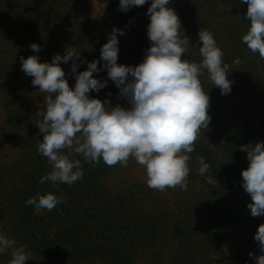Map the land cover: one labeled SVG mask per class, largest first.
<instances>
[{"label":"trees","instance_id":"16d2710c","mask_svg":"<svg viewBox=\"0 0 264 264\" xmlns=\"http://www.w3.org/2000/svg\"><path fill=\"white\" fill-rule=\"evenodd\" d=\"M80 1L0 0V10L9 16L0 22V71H5L9 60L31 55L51 62L68 47L81 51L79 59L61 62L70 86L76 83L73 61L77 72L93 60L102 66L101 48L109 38L83 18ZM101 1L133 34L132 46L119 48L117 62L138 65L151 47L147 35L151 0L126 12L119 9L120 0ZM171 6L181 19V34L185 31L190 39L183 58L201 60L198 33L208 30L223 52V65L233 81L231 92L225 95L207 72L200 76L210 96L211 120L189 154L187 190L148 187L146 170L132 158L127 166H108L103 160L86 162L77 154L71 158L81 161L82 179L72 185L41 184L40 178L51 171L47 158L37 151L43 133L36 122L38 112L45 108L14 107L13 101L22 102L24 94L34 103L45 104L44 94L32 84L33 77L24 80L21 74L11 73L14 87L6 100V135L19 140L22 149L15 162L9 163L3 153L5 145L0 143V228L17 246H26L30 258L25 264H255L261 254L254 237L264 224V215H251V196L242 186L248 162L241 145L264 139V59L242 41L250 26L245 19L248 5L240 0H172ZM21 35L28 39L25 46H18ZM11 43L17 46L9 49ZM32 43L41 46L39 53L33 52ZM93 75L108 83L99 92H90V97L129 106L108 78L107 69ZM197 157H204L209 165L205 175L199 174ZM38 192H53L62 203L52 211L38 212L25 203ZM11 258L9 249L0 254V264H9Z\"/></svg>","mask_w":264,"mask_h":264},{"label":"clouds","instance_id":"9594fccd","mask_svg":"<svg viewBox=\"0 0 264 264\" xmlns=\"http://www.w3.org/2000/svg\"><path fill=\"white\" fill-rule=\"evenodd\" d=\"M148 0H120L119 9L128 11ZM247 4L245 19L250 26L242 41L252 53L264 59V0H240ZM172 0H151L147 15L150 23L147 35L151 47L145 50L143 61L136 66L119 64V36L124 30L113 27L109 39L101 48L100 60L88 62L84 71L77 72L73 61L71 71L76 83L70 86L61 67L81 51L68 47L64 55H55L51 62H41L38 55L20 57L21 70L33 77L32 84L44 94L45 109L38 112L36 125L43 133L37 151L47 158L51 171L40 178V183L72 185L83 178L81 161L72 154L82 155L89 163L101 160L108 166H127L129 159L146 170L148 187L164 191L179 186L188 188V161L195 151L201 129H208L211 116L210 96L202 87L200 76L206 71L214 86L222 94L231 92L232 83L223 65V52L214 34L201 29L198 33L199 62L184 59L190 39L183 32L182 22L171 6ZM35 53L41 51L37 43L30 45ZM107 69L108 78L127 98L128 107L113 106L108 100L90 97L99 92L108 80L94 76ZM247 152L249 165L242 171V186L251 196L248 204L252 216L264 215V141L254 146H241ZM67 150V154L63 150ZM200 175L209 169L204 157H197ZM36 211H52L62 203L53 192L37 193L26 200ZM261 254L255 264H264V224L255 234ZM11 250L9 264H25L30 258L26 246H17L0 228V254ZM253 256V253H249Z\"/></svg>","mask_w":264,"mask_h":264},{"label":"rangeland","instance_id":"374dc122","mask_svg":"<svg viewBox=\"0 0 264 264\" xmlns=\"http://www.w3.org/2000/svg\"><path fill=\"white\" fill-rule=\"evenodd\" d=\"M5 2V1H4ZM81 2V1H80ZM85 4V6H84ZM6 4H2L1 8L4 9V6ZM81 5L83 6V12L82 16L83 18L90 21V24L97 30L101 31L104 36L109 38L113 27H118L120 29L124 30V35L119 36V48L126 47L130 48L132 46L131 40L133 39V34L129 33L126 28L122 27L119 23L118 18L116 17L115 13L112 11V9L101 0H82ZM80 8V6L78 7ZM8 16V13L6 12V15L4 14L3 10H0V22L6 20ZM13 20H16V18H12ZM12 19L10 18V21L12 22ZM12 27V25H10ZM12 38H16L12 36ZM19 45L18 46H25L28 42V39L21 35L19 37ZM12 41V39H10ZM16 43H11L9 46L10 48H14ZM3 47H1L2 49ZM0 61H3V59L0 57ZM7 68H5V71H0V143H3L5 146L3 147V153L5 155V159L10 162H15L16 156L18 153H20L22 146L19 145V140L10 138L7 136V119H8V108L6 105V100L9 99V91L13 89L14 85L12 82H10L11 73L15 72L18 74H21L24 80H29L31 76H28L25 72L21 70V61H14L9 60L7 62ZM206 72V71H205ZM23 101H13L14 107H23L28 109H34L38 107L45 108V104L43 102L40 103H34V99L32 100L28 95L23 94ZM38 102V101H37ZM264 141V139H253L251 141H244L241 146L244 145H255L256 143ZM242 149V147H241ZM244 159L248 162L247 159V152L242 150Z\"/></svg>","mask_w":264,"mask_h":264}]
</instances>
